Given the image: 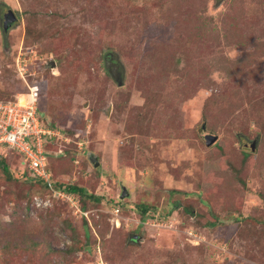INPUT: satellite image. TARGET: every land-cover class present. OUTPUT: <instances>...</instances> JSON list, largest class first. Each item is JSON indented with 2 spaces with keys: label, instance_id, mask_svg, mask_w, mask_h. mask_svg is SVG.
<instances>
[{
  "label": "rangeland",
  "instance_id": "1",
  "mask_svg": "<svg viewBox=\"0 0 264 264\" xmlns=\"http://www.w3.org/2000/svg\"><path fill=\"white\" fill-rule=\"evenodd\" d=\"M239 1L242 33L228 40L225 0H0V98L19 94L24 82L12 63L31 47L28 71L44 80L39 110L57 116L56 144L69 149L50 159L53 180L99 197L78 211L30 188L7 155L13 179L0 172V264H264V0H254L262 10ZM9 11L17 20L4 31ZM109 50L121 64L117 81L104 69ZM72 57L66 86L50 98L56 64ZM209 133L217 140L206 146ZM226 159L246 185L233 181ZM35 194L48 207L32 206ZM142 201L156 203L152 218L136 214Z\"/></svg>",
  "mask_w": 264,
  "mask_h": 264
},
{
  "label": "trees",
  "instance_id": "2",
  "mask_svg": "<svg viewBox=\"0 0 264 264\" xmlns=\"http://www.w3.org/2000/svg\"><path fill=\"white\" fill-rule=\"evenodd\" d=\"M252 2H253V4H255L254 0H252ZM225 3L229 4L228 5L229 10H227V14H226V16L224 18V21H222V23L224 25L223 26V28H224V36L228 40H230V39L239 37L241 35V33H242L240 31V29H239V24H240L239 21L241 19L237 15L238 14V10H240L241 8H237V9L233 8V6L237 5V3L240 4L239 0H225ZM253 8L262 10L261 5L259 3L255 4ZM263 10H264V7H263ZM36 16H38V15L34 14L32 16V18H36ZM27 22H28L27 30L29 32V27H30L29 25H32V20L27 18ZM102 55H103L102 58H103V63H104V69H105L106 73H109L111 75V77L113 79H115V77L112 75L113 72L118 74L121 71V64H120L119 60H117V58L110 53V50L109 51H105ZM68 59H69V61H67V62L65 61V63L63 62L64 64H62V63H57L56 64L61 69L60 76L57 77V78H59L57 80L60 81V84H58V81L55 82V87L52 88V90L50 91V94H49L50 98H51V94H53L54 92L57 95H61V93L63 91L62 90L63 85L66 86V84L63 83V81H61L62 80L61 77H63V75H65V74L66 75L69 74L70 73V69L72 68L71 64H74L75 62H77V59H74L73 57L72 58H67L66 60H68ZM110 66H112L113 68H110ZM50 68H51L50 65H48V63H46V65L44 67L46 76H48L51 73ZM11 69H12V72H13V76L16 78L18 83L21 84L23 82V80H22L21 77L18 76L17 69H16V66H15L14 63H12V68ZM26 76H28L33 83L38 84V86H39V96H40L41 87H42L43 82H44L43 77L42 78H41V76H36L35 77L34 74H27ZM26 76L24 78H26ZM48 77H50V76H48ZM45 79L49 80L47 77ZM117 84L121 85L119 83H117ZM23 85L21 86V88H19V90L21 89L20 91L17 90V91H19L17 93L26 92L27 91L26 87L23 86ZM60 85H62V87H60ZM14 95L15 94H13V96H11V97L7 96L6 98H0V101L6 102V101L13 100L14 99ZM38 105H39V102L37 104V116H38L39 121L42 124L43 123L49 124L48 126H50L52 128L56 127V121L57 120L55 118L57 116L56 117L53 116L52 118H49V115L47 114V112L45 110L44 111H40L39 110V106ZM56 141L57 140H55V138H53L51 140H48L44 144V148L48 151V155H47V157H48L47 169L51 173V179H52V182H53V187L56 190H58V191H64L65 193L73 196V198L77 202V205L79 204V206L82 209H83V206H84V204H85V202L87 200L98 201L99 197L94 196L91 192L86 191V189L82 188L78 184L77 185L76 184H68L67 182L62 183V182H57V181L53 180V177H54V173L53 172L56 171V169L53 170V168L51 167V162L53 160H59L60 158L65 157L66 155H68V150H69L68 148L64 147L62 141L60 143H57V144H56ZM0 146H1L0 148H2V150L0 151V172L3 173V179L5 181L9 182L10 180L13 179V176L11 175V173L9 171V164H10L9 161L10 160L12 161V159H10L9 156H7V155L15 154V157L17 158V160L19 161V164L21 166V176L23 178L22 181H24L25 184H28L30 188H34L36 186H41L42 188H44L46 190H49L48 187L45 184H43L42 180H40L39 178L31 175V172L29 171V169L27 167V161L23 158V156L21 154H19L16 150H14V149H12L10 147L4 146V145H0ZM206 146H210V145H206ZM214 146H216V145H214ZM216 147H217L218 150L223 152L220 146L217 145ZM84 153H85L84 150H82V156H84ZM252 154H253V151H252L251 147H250V151L244 150L243 158L245 157L247 159L243 160V162H242V166H241L242 170H244L246 166L249 167L250 160H249L248 157L251 156ZM50 159H52V161L50 162V165H49ZM226 161L228 162L227 159H226ZM248 162H249V164H247ZM228 165H230L231 169L233 170V172H231V173H233V177H231L233 179V181L241 182L244 185H246L244 180L238 181L239 180L238 175L241 174V170L239 168L232 167L230 162H228ZM225 182L229 183V180H227ZM257 193H256V195H257ZM62 200L65 201V202H69L66 198H62ZM31 205L34 206L33 204H31ZM167 207L168 206L165 205L161 209L162 212L161 213L158 212L157 216L161 215L160 216L161 219H165L167 217V215L169 214V211H170V208L168 209ZM134 208L136 209V214H138L139 217L142 220H145L147 217L152 218L153 216H152V214L150 215L149 212L153 211V212L156 213L158 207H157L156 203H154V202H144V201H142L140 203H136L134 205ZM193 209L194 208L191 207L190 205H187V206L185 205L184 208H183L184 214L185 215H191L190 219H192V221L195 219L194 218V210ZM119 210L120 209L118 208V211ZM237 218H239V217H237ZM204 224L205 225L207 224V226H213L215 224V221L214 220H212V221L208 220L207 222H204ZM191 226H192V222H191ZM2 234H0V235H2ZM1 239L2 238H0V242H1ZM71 247H72V245H69L67 247L66 253L71 254V252L73 250V248L71 249ZM128 247H125V249H127V251H130L131 247L130 246H128ZM90 250H92V249H90Z\"/></svg>",
  "mask_w": 264,
  "mask_h": 264
},
{
  "label": "built area",
  "instance_id": "3",
  "mask_svg": "<svg viewBox=\"0 0 264 264\" xmlns=\"http://www.w3.org/2000/svg\"><path fill=\"white\" fill-rule=\"evenodd\" d=\"M30 48L24 46L22 50H18L14 61L18 76L22 78L28 91L19 93L13 100L0 101V145L10 147L21 154L27 161L32 176L42 180L53 194L66 198L79 211L73 196L53 187L51 173L47 169L48 151L44 144L55 138L56 134L51 127L42 124L38 119V84L33 82L29 84L24 78L27 74H32L28 71V64L25 61L33 51ZM49 201L47 197L36 194L32 196V204L36 208L48 207ZM115 211L117 214V209Z\"/></svg>",
  "mask_w": 264,
  "mask_h": 264
},
{
  "label": "water",
  "instance_id": "4",
  "mask_svg": "<svg viewBox=\"0 0 264 264\" xmlns=\"http://www.w3.org/2000/svg\"><path fill=\"white\" fill-rule=\"evenodd\" d=\"M17 20V17L16 15L14 14V12L12 11H9L8 13L4 14L3 15V19H2V25H3V30L4 31H7V29L10 28L12 22H15ZM51 63V68L54 66V62L53 61H50ZM108 63V62H107ZM116 73L113 72V76H115ZM120 84V82H119ZM203 126V125H202ZM204 127V126H203ZM217 140V136L216 135H213V134H207L205 137H204V141L206 143V145H211L213 144L215 141ZM250 147L252 149V151L255 149V141H252L251 144H250ZM90 160L91 162H94L93 165L96 167L99 165V161L98 159L95 157V156H91L90 157Z\"/></svg>",
  "mask_w": 264,
  "mask_h": 264
},
{
  "label": "flooded vegetation",
  "instance_id": "5",
  "mask_svg": "<svg viewBox=\"0 0 264 264\" xmlns=\"http://www.w3.org/2000/svg\"><path fill=\"white\" fill-rule=\"evenodd\" d=\"M3 16L1 17V22H2ZM113 75V74H112Z\"/></svg>",
  "mask_w": 264,
  "mask_h": 264
}]
</instances>
